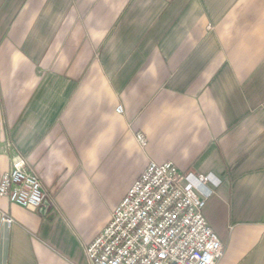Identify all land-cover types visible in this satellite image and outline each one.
<instances>
[{"label":"crops","instance_id":"0c3cea01","mask_svg":"<svg viewBox=\"0 0 264 264\" xmlns=\"http://www.w3.org/2000/svg\"><path fill=\"white\" fill-rule=\"evenodd\" d=\"M10 150L46 200L0 198V264H89L149 162L218 180L216 264H264V0H0V178Z\"/></svg>","mask_w":264,"mask_h":264},{"label":"built area","instance_id":"2783aa9c","mask_svg":"<svg viewBox=\"0 0 264 264\" xmlns=\"http://www.w3.org/2000/svg\"><path fill=\"white\" fill-rule=\"evenodd\" d=\"M115 111L121 114L122 107ZM135 139L145 146L142 134ZM10 154V168L0 178V198L37 211L46 200L41 182L25 158L13 150ZM218 183L211 175H182L170 162H149L109 223L85 247L88 263L216 264L224 247L203 210ZM0 222L14 223L6 213H1Z\"/></svg>","mask_w":264,"mask_h":264},{"label":"water","instance_id":"95a60500","mask_svg":"<svg viewBox=\"0 0 264 264\" xmlns=\"http://www.w3.org/2000/svg\"><path fill=\"white\" fill-rule=\"evenodd\" d=\"M53 216H54V214L51 213V214H49V215L47 216V219L50 220V219H52Z\"/></svg>","mask_w":264,"mask_h":264}]
</instances>
